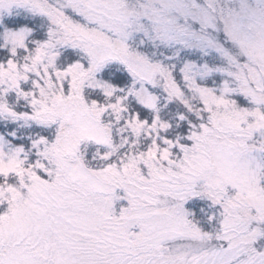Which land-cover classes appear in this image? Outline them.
Here are the masks:
<instances>
[{
    "label": "snow or ice",
    "instance_id": "1",
    "mask_svg": "<svg viewBox=\"0 0 264 264\" xmlns=\"http://www.w3.org/2000/svg\"><path fill=\"white\" fill-rule=\"evenodd\" d=\"M0 264H264V0H0Z\"/></svg>",
    "mask_w": 264,
    "mask_h": 264
}]
</instances>
